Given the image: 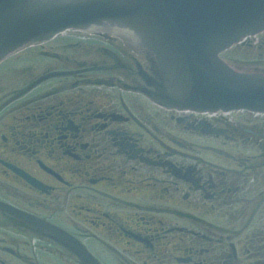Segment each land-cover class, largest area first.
I'll return each mask as SVG.
<instances>
[{
  "label": "flooded vegetation",
  "instance_id": "1",
  "mask_svg": "<svg viewBox=\"0 0 264 264\" xmlns=\"http://www.w3.org/2000/svg\"><path fill=\"white\" fill-rule=\"evenodd\" d=\"M113 27L0 62V264H264V113L160 104Z\"/></svg>",
  "mask_w": 264,
  "mask_h": 264
},
{
  "label": "water",
  "instance_id": "2",
  "mask_svg": "<svg viewBox=\"0 0 264 264\" xmlns=\"http://www.w3.org/2000/svg\"><path fill=\"white\" fill-rule=\"evenodd\" d=\"M105 23L131 30L154 55L159 102L264 112V72L236 69L218 56L264 28V0H0V60L66 28ZM85 255L78 256L90 261Z\"/></svg>",
  "mask_w": 264,
  "mask_h": 264
},
{
  "label": "rangeland",
  "instance_id": "3",
  "mask_svg": "<svg viewBox=\"0 0 264 264\" xmlns=\"http://www.w3.org/2000/svg\"><path fill=\"white\" fill-rule=\"evenodd\" d=\"M255 53L252 51L247 52L240 46H235L223 54V56L226 61H229L238 68L245 70H264V64L257 62L258 60L255 57Z\"/></svg>",
  "mask_w": 264,
  "mask_h": 264
}]
</instances>
